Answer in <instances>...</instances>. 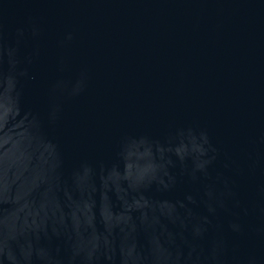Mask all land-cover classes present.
I'll return each mask as SVG.
<instances>
[{"label":"water","instance_id":"obj_1","mask_svg":"<svg viewBox=\"0 0 264 264\" xmlns=\"http://www.w3.org/2000/svg\"><path fill=\"white\" fill-rule=\"evenodd\" d=\"M0 264H264V0H0Z\"/></svg>","mask_w":264,"mask_h":264}]
</instances>
